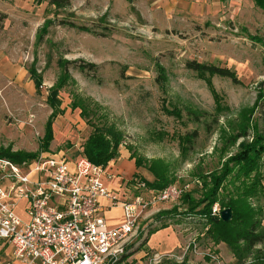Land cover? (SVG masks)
Segmentation results:
<instances>
[{
    "label": "rangeland",
    "instance_id": "rangeland-1",
    "mask_svg": "<svg viewBox=\"0 0 264 264\" xmlns=\"http://www.w3.org/2000/svg\"><path fill=\"white\" fill-rule=\"evenodd\" d=\"M188 61L227 68L236 82L197 77ZM85 63L96 69L81 71ZM62 68L69 81L58 93L60 111L50 116L48 88ZM30 70L41 78L38 90ZM75 97L92 110L90 123L104 130L105 122L119 136V154L108 166L124 160L130 167L137 159L131 180L146 184L154 180L148 167L156 162L155 168H167L170 185H187L197 200L207 188L203 181L236 155L243 139L227 141L241 121L248 124L246 141L264 131V11L252 0H70L61 10L47 0H0V149L38 153L23 162L74 159L96 132L71 111ZM194 112L204 113L207 123L203 117L196 122ZM48 120L53 140L39 152ZM193 132L197 137L182 153L181 137ZM261 160L248 178L231 165L217 196L260 207L264 227V155ZM255 178L257 188L262 185L256 201L243 195ZM181 198L139 219L118 264H238L224 242L207 235L203 218L181 215ZM218 200L211 207L215 216ZM174 211L179 216L162 218ZM161 224L166 228L148 236ZM262 253L241 264H264Z\"/></svg>",
    "mask_w": 264,
    "mask_h": 264
},
{
    "label": "built area",
    "instance_id": "built-area-1",
    "mask_svg": "<svg viewBox=\"0 0 264 264\" xmlns=\"http://www.w3.org/2000/svg\"><path fill=\"white\" fill-rule=\"evenodd\" d=\"M113 179L80 152L70 160L0 158V240L21 264H118L139 219L188 186L152 191L130 180L116 190ZM113 208L122 215L110 226L104 213Z\"/></svg>",
    "mask_w": 264,
    "mask_h": 264
},
{
    "label": "trees",
    "instance_id": "trees-1",
    "mask_svg": "<svg viewBox=\"0 0 264 264\" xmlns=\"http://www.w3.org/2000/svg\"><path fill=\"white\" fill-rule=\"evenodd\" d=\"M40 3L42 0H35ZM48 4L53 6L57 10L65 9L70 6V0H47ZM255 7L264 11V0H252ZM59 24H64V21ZM83 31L90 32L87 28H79ZM70 63V62H69ZM186 68L188 70L193 71L197 77H203L205 75L209 76H219L225 77L232 80L234 83L236 82L235 76L227 69L222 67H217L214 65H206L200 64L195 61H188L185 63ZM78 68L81 71L88 69L89 71H94L96 66L93 64H80ZM63 71L58 77L56 83L48 88V96L46 99V103L51 109V115L53 112L60 111L61 102L58 99V93L61 89L69 81V76L62 68ZM162 73L163 71L160 70ZM160 73V75L162 74ZM30 78L33 80V84L36 90H38L41 86V78L38 74H36L33 70L29 71ZM161 83L165 82L163 75L160 76ZM71 111L78 110V115L82 117V119L86 122V124H90L93 127L94 134H90L88 138L85 140L82 145V154L95 165H100L102 167L107 166V164L113 160L118 155V144H119V136L113 132L112 129L105 125V122L100 126L104 129L94 126L93 123H90L89 115L92 112L91 109H87L86 104L79 98L75 97L72 101V104L69 105ZM204 113L194 112L191 113L193 119L198 122L202 117L205 119L204 123H207L208 118L203 116ZM205 115V114H204ZM52 118V117H50ZM213 121V120H212ZM216 122V120H214ZM208 125V124H207ZM238 130L231 134V138L227 141L229 144L235 143L238 139H243L242 142L238 145V150L236 155L225 162L223 165V169L218 175L211 174L209 176V181H203V188L207 187L203 190L202 194L199 196L197 200L193 199V196L190 191L184 192L181 196V205L185 208L182 209L181 215L184 217H197L203 218V225H209L210 227L207 230V235L215 241L224 242L233 257L235 258L238 264L244 263L246 259H256L259 256H262V250L264 249V227L261 225L262 221V212L259 210L260 207L252 208L243 200L234 201L233 199H219L218 200V190L227 175L232 171V166L239 168V170L243 171L244 177L247 176L254 171V169L260 170L263 165V160H261L264 155V131L258 132L255 130L253 136L251 137V141H246L248 138V124L243 123L237 126ZM105 136L110 137L111 141L105 138ZM197 137L196 132L192 134H187L184 137H181V143L183 151L182 153H186L189 149L190 145H192L194 139ZM53 140V131H52V122L51 120L47 121L46 128L44 130V136L39 144L40 151H47L50 142ZM38 153H24V152H12L10 148H2L0 149V157L9 159L14 163L23 162L24 158H31V156L35 157ZM130 159H133L130 156ZM134 167L138 164V160L134 159L133 161ZM156 162H152L151 166L148 167L149 172L153 176L152 182H146V187L152 191H159L166 188L169 184V179L167 176V168L165 166L159 165L157 168L154 166ZM135 174V173H134ZM133 174V177H134ZM257 179L252 180L251 187L243 192V195H248V198L253 197L254 200L257 199L255 195L257 191H262V185L257 188ZM218 200V204L221 207V210L229 209L231 211V219L228 222H223L220 219V212L218 216L211 214V207ZM256 201V200H255ZM200 206H202L201 209ZM179 216L177 212H170L169 214L163 215L162 218L167 219L169 217ZM161 218V217H160ZM166 228L165 224H161L159 228L150 229L148 231V236L155 233L157 230ZM125 256V255H124ZM123 256V258H125Z\"/></svg>",
    "mask_w": 264,
    "mask_h": 264
},
{
    "label": "crops",
    "instance_id": "crops-1",
    "mask_svg": "<svg viewBox=\"0 0 264 264\" xmlns=\"http://www.w3.org/2000/svg\"><path fill=\"white\" fill-rule=\"evenodd\" d=\"M118 154H119V151H118ZM119 162L120 163L116 165V168H114V166H112V165L111 166H108V165L105 166L106 171L109 174L114 175V179L112 181H110L108 184V186L111 189L118 190V188L121 185L130 181L133 177V174H134L133 172L132 173L130 172L131 169H133L134 172H136L134 164H132L129 167L128 165L125 164L124 160L119 161ZM109 163H111V161ZM118 171H122L123 173H126V175L122 176L121 173ZM127 175L129 176L128 178H127ZM131 175H132V177H131ZM121 215H122V212H121L120 208H113L110 211H107L106 213H104V218L106 219L108 225L112 226V225L117 224L120 221ZM0 264H21L17 260L13 259L11 246L2 240H0ZM34 264H38V263H34Z\"/></svg>",
    "mask_w": 264,
    "mask_h": 264
},
{
    "label": "water",
    "instance_id": "water-1",
    "mask_svg": "<svg viewBox=\"0 0 264 264\" xmlns=\"http://www.w3.org/2000/svg\"><path fill=\"white\" fill-rule=\"evenodd\" d=\"M220 219L223 222H228L231 219V211L229 209H224L220 212Z\"/></svg>",
    "mask_w": 264,
    "mask_h": 264
}]
</instances>
